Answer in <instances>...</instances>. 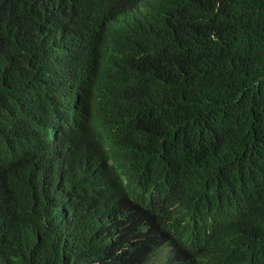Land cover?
Listing matches in <instances>:
<instances>
[{"label":"trees","instance_id":"trees-1","mask_svg":"<svg viewBox=\"0 0 264 264\" xmlns=\"http://www.w3.org/2000/svg\"><path fill=\"white\" fill-rule=\"evenodd\" d=\"M64 79L84 121L60 160ZM165 244L167 264H264V0H0V264Z\"/></svg>","mask_w":264,"mask_h":264},{"label":"clouds","instance_id":"clouds-1","mask_svg":"<svg viewBox=\"0 0 264 264\" xmlns=\"http://www.w3.org/2000/svg\"><path fill=\"white\" fill-rule=\"evenodd\" d=\"M43 78L50 81L49 76ZM54 86V89L48 92L54 104V108L51 110L52 122L43 137L47 146L55 147L54 156H59V159L63 160L64 146L61 144V139L66 133H72L80 127L84 121V111L81 107L80 97L75 91V87H77L75 82L64 79L62 83ZM159 253H162L160 264H167L174 257L171 247L165 244L149 256L147 263L153 264L154 256Z\"/></svg>","mask_w":264,"mask_h":264},{"label":"rangeland","instance_id":"rangeland-1","mask_svg":"<svg viewBox=\"0 0 264 264\" xmlns=\"http://www.w3.org/2000/svg\"><path fill=\"white\" fill-rule=\"evenodd\" d=\"M161 254H162V253H159V254H157V255L154 256L155 258L153 257V258H154V259L152 260V263H153V264H160L159 262H161V256H160Z\"/></svg>","mask_w":264,"mask_h":264}]
</instances>
